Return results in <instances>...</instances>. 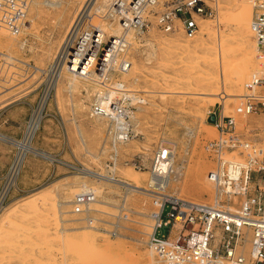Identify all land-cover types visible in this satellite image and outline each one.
I'll list each match as a JSON object with an SVG mask.
<instances>
[{
    "label": "rangeland",
    "instance_id": "rangeland-1",
    "mask_svg": "<svg viewBox=\"0 0 264 264\" xmlns=\"http://www.w3.org/2000/svg\"><path fill=\"white\" fill-rule=\"evenodd\" d=\"M45 1L58 3L57 9L55 5L56 10L47 7ZM83 1L33 0L28 23L19 34L0 30L5 34L0 41V134L4 138L25 140L58 47ZM158 1L160 6H166V0ZM101 4L102 0H98L96 6ZM62 5L67 8L62 9ZM250 14L249 0H219L214 18L197 19L199 29L194 37L187 38L175 30V34L181 33L177 34L180 46L163 43L173 37V32L162 33L152 23L140 32L129 31L128 37H136L133 52L123 53L122 58L135 62L130 76L137 81L128 84L126 78L122 79L128 75L119 73L112 79L125 83L140 102H121L129 127L125 142L116 143L118 153L111 149L110 125L91 110L95 94L112 85L95 82L94 87L90 82H81L80 88L72 91L66 87L63 75L57 90L50 93L39 127L30 140L35 150L56 161L23 149L19 152L15 145L0 140V264H146L145 256L152 253L147 247L153 226L152 198L81 179L71 165L105 173L116 160L115 176L130 173L146 187L152 153L159 143L167 142L175 149V165L181 172L180 181L171 182L167 193L212 205L213 186L206 179L212 164L204 146L218 136L207 121V111L223 104L225 114H232L233 108L244 102L245 84L254 75L264 76V64L256 59L249 30ZM59 15L63 17L59 19ZM91 15L95 20L97 15L104 17L96 11ZM106 15L105 23L113 22L109 16L116 17ZM148 20L153 22L152 17ZM60 23L63 26L57 25ZM88 24L85 17L79 30H86ZM179 25L175 22V26ZM205 26L209 31L203 30ZM191 39L196 40V46L183 49ZM130 68L131 65L128 72ZM251 128L257 130L249 132ZM237 131L264 148V116L237 117ZM56 152L61 153L56 156ZM18 155L23 156L22 163L16 173L14 170L10 174ZM138 165L140 170L135 167ZM202 172L205 190L199 191L192 182ZM84 194L91 198L89 204L81 214L73 213L77 196ZM167 213L169 210L164 220ZM106 247L115 255L110 262L103 257L102 249ZM153 255L159 264V258Z\"/></svg>",
    "mask_w": 264,
    "mask_h": 264
},
{
    "label": "built area",
    "instance_id": "built-area-1",
    "mask_svg": "<svg viewBox=\"0 0 264 264\" xmlns=\"http://www.w3.org/2000/svg\"><path fill=\"white\" fill-rule=\"evenodd\" d=\"M32 2L0 0V29L19 34L28 23ZM249 2V30L256 59L262 65L264 0ZM165 3L166 6H160L158 0H131L132 15L125 18L124 24L143 30L152 23L162 33L178 30L192 38L199 29L197 19H212L219 9V0H166ZM175 22L180 25L175 26ZM259 88L264 89V76L254 75L245 84L244 102L234 107L232 114H225L223 104L207 111V121L218 136L204 146L212 164L206 174L213 186L212 205L168 194L167 184L163 188L162 183L171 174V145L161 142L153 151L148 174L152 179L149 193L154 211L150 214L153 226L147 247L159 257V264H264V148L237 131V117L264 116V91L258 92ZM91 110L95 116L103 114L96 103ZM255 130L251 128L249 132ZM135 167L140 170L139 165ZM88 204L86 196H77L73 213L81 214ZM166 210L169 213L164 220ZM163 229L167 230L166 234L161 233Z\"/></svg>",
    "mask_w": 264,
    "mask_h": 264
},
{
    "label": "bare ground",
    "instance_id": "bare-ground-1",
    "mask_svg": "<svg viewBox=\"0 0 264 264\" xmlns=\"http://www.w3.org/2000/svg\"><path fill=\"white\" fill-rule=\"evenodd\" d=\"M97 1L98 0H84L82 2L81 7L78 4L79 9L77 8L78 9L76 12L77 14H75L74 17L71 19V21H69V25H68L69 27H67L68 33L66 35V38L62 42V45L58 47V52H56L57 53L56 56L54 55L55 59L53 62V66L50 70V73L46 79L44 94L41 98L38 109L33 112L31 119L28 123L25 140L23 142H13V141H10L4 138L0 134L1 141L8 142V143L15 145L16 147H18L19 152H21V150L23 149V152L25 153L27 152L36 153L40 155L42 158L47 159L51 162L56 161L50 155L44 152L35 150L31 146L30 140L32 136L34 135L35 131L37 130V128L39 127V124L42 119V111H43L44 105L46 104L49 98L50 93L53 90L54 91L57 90V86L63 75H65V78H66V87H68L70 90L75 89L77 87L80 88L81 82H88V83L90 82L91 86H94V87L97 86V84L95 85V82L99 84L109 83L110 86L112 85L111 88L106 87L103 92L98 91L96 94L94 93L95 94L94 101L96 104H98L101 107V111L103 112V114H101L102 116L100 117L104 119L110 125V128L112 130L111 137L113 139V143H112L111 149H113L115 153H118L119 149L116 148V143L125 142V140L127 139V134L125 133V130L129 127V121L125 120V118L127 117V112L123 110L122 106H119L121 104L120 102L123 101L124 103V101L126 100H130L131 102H140V101H138V97L135 94L131 93L129 90L126 89L125 83L113 82L112 78H114L113 76H115L118 73L124 74V75H128L127 77H124V76L122 77V79L126 78L124 80L126 83L128 84L129 82L133 84L136 83L137 79L132 75L130 76L131 69L133 68V66L136 65L135 62L131 60H124L122 56H123V53L126 54L127 52V54L130 55L133 52V43L136 37L135 35L128 37L130 33L129 31L136 30L140 32L142 29H140L139 27L133 24H130V25L124 24L125 18H130L132 15V12L130 11V8H129L131 0L127 1L126 3L123 2L124 0H102V4L100 6H96ZM111 1L113 2L109 7V2ZM119 1H121V4H118ZM43 4L47 5V7L48 6L53 7V5L56 6L58 3L52 4V3L45 1ZM64 7L62 9H64ZM54 8L55 7H53V9ZM66 8L67 7H65V9ZM56 9H57V6H56ZM58 10H57V13H58ZM93 11H96L97 13H100V14L103 13L104 17L102 18L99 15H97L99 18L98 20H95L93 18V15H91V12ZM70 12H68L67 15ZM40 13H41V10H40ZM57 13L55 14L57 15ZM106 14H116V17L109 16L110 19L113 20V22L111 21L112 23H105L106 21H103L105 16H107ZM62 17L63 16H61L59 19H61ZM85 17H86V22L89 23L88 28L86 30H79V24L81 23L83 19H85ZM134 21L135 19L133 20V22ZM57 25L63 26L61 25V23ZM208 29L209 28H207V26L203 27V30L205 31H209ZM177 34L180 35L181 33L175 34V32H173V37L167 38L165 42L163 43L178 44L180 46L181 44L179 43H181V40L177 38ZM3 35L5 34H3V32L0 31V41L4 40ZM128 41H131L130 45L128 44ZM196 43L197 42L195 39H191L190 41L186 42V45L183 47V49L189 50L190 48H193L192 46H196L195 45ZM105 45H107L106 46L107 49L104 48ZM102 52L104 53L101 55ZM129 65H131V68H130V71L128 72ZM94 76H95V79H93ZM111 80L113 83L110 82ZM174 155H175V149L171 148V159H172L171 174L163 180V183H162L163 188L166 186V184L168 187L171 182L180 181L181 172H180L179 167L175 165ZM22 159H23V156L18 155L16 161L11 166L10 174L11 172L13 173L14 170H15V173L17 172L20 164L22 163L21 162ZM115 162L116 160H114L113 167L109 171H107L108 173L107 172L98 173V172L92 171L87 168L72 167V165L69 167L76 170L77 172L76 175L79 176V178L89 179V180L92 179L97 185H102V184L107 183L109 185H115L120 188H123L127 192H135V193H139V194H143V195L151 197L150 196L151 194L149 193L150 192L149 187H150V183L152 179L150 177L148 178L146 187H144L141 184V182L137 180V178L134 179L133 177L129 176L130 173L128 174L121 173L115 176L114 174L116 170ZM146 175L148 174L146 173ZM146 175L145 177H147ZM115 177L117 179H115ZM203 178H205V172H202L201 174L200 173L196 174L192 182L193 185H196L199 191L205 190L204 185H203ZM83 196H86V195L84 194ZM86 197L88 201L91 200V198H88V196ZM151 233H152V229L149 235ZM102 253H103L104 258L107 257L106 259L109 260L108 262L112 260L111 258L115 257L112 250L107 247L106 249L105 248L102 249ZM142 256L143 255H141V257ZM145 258H146L145 260L147 261L146 264H156L157 263V260H155V257L152 253H149L148 255H146ZM159 261L160 259L158 260V263ZM110 264H113V262L112 263L110 262Z\"/></svg>",
    "mask_w": 264,
    "mask_h": 264
},
{
    "label": "crops",
    "instance_id": "crops-1",
    "mask_svg": "<svg viewBox=\"0 0 264 264\" xmlns=\"http://www.w3.org/2000/svg\"><path fill=\"white\" fill-rule=\"evenodd\" d=\"M1 115H3V114H1ZM49 116L51 115V114H48ZM60 153L61 152H56V156H58V155H60ZM8 170V169H7ZM54 171V170H53ZM1 186H2V180H1V178H0V188H1Z\"/></svg>",
    "mask_w": 264,
    "mask_h": 264
}]
</instances>
